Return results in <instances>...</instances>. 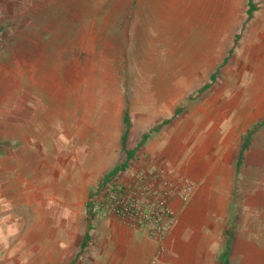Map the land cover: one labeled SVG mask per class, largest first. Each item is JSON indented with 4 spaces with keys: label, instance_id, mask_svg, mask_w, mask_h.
<instances>
[{
    "label": "rangeland",
    "instance_id": "rangeland-1",
    "mask_svg": "<svg viewBox=\"0 0 264 264\" xmlns=\"http://www.w3.org/2000/svg\"><path fill=\"white\" fill-rule=\"evenodd\" d=\"M247 2L0 0V134L9 140L0 144V264H117L150 236L112 215L118 185L156 167L180 198L191 160L206 177L251 146L264 129V0L252 19ZM131 49L138 62L127 61ZM21 94L37 113L32 148L13 137ZM128 153L127 168L104 183ZM88 210L90 243L79 253ZM236 212L228 231L253 213Z\"/></svg>",
    "mask_w": 264,
    "mask_h": 264
},
{
    "label": "crops",
    "instance_id": "crops-1",
    "mask_svg": "<svg viewBox=\"0 0 264 264\" xmlns=\"http://www.w3.org/2000/svg\"><path fill=\"white\" fill-rule=\"evenodd\" d=\"M43 28L46 29V27ZM127 56L128 62H138L135 60L134 49L129 50ZM80 60L77 61L87 62ZM66 61L70 62L67 58ZM150 62H163V57L161 55L157 59H150ZM41 82L45 84L44 80ZM19 99V103L17 102L15 106L17 113L13 136L15 146L32 148L38 138L37 113L30 108L28 111L22 106L23 99L27 102L28 97L24 96L22 99L21 94ZM44 114L46 120L47 111ZM52 120L51 114L49 128L51 137H53L54 126ZM45 129L47 137L46 125ZM263 130L260 129L251 139V146L249 144L250 147L245 146L244 153L230 160L228 165L223 163L222 167L215 166V169H211L212 171L211 166H207L204 172L206 177L198 170V161L195 159L190 161L189 180L193 184L191 196L185 202L177 196L174 197L172 201L174 215L170 220V230L166 240L161 243L164 245V251L161 255L157 254V261L153 264H264ZM43 134L41 133V137ZM6 136V132L0 134V144L9 141ZM174 155V167L177 171V147L174 149ZM16 159L17 162L25 161L22 154ZM239 165H243L240 171ZM209 172H213L211 178L208 176ZM20 173H23L21 165ZM251 194L259 196L257 202L261 205L256 204L251 198H247V202L241 199L242 196ZM236 210H247L253 213L248 218L235 215L237 218L235 228L228 231L229 218ZM246 219L250 220L248 225L252 228L245 227ZM2 227L4 226L0 225V234L5 233ZM243 229L248 232L243 234ZM143 237L145 245L140 243L134 246L123 259L117 256L115 263L143 264L147 257H152L160 242L149 235ZM110 263L113 264L112 261Z\"/></svg>",
    "mask_w": 264,
    "mask_h": 264
},
{
    "label": "built area",
    "instance_id": "built-area-1",
    "mask_svg": "<svg viewBox=\"0 0 264 264\" xmlns=\"http://www.w3.org/2000/svg\"><path fill=\"white\" fill-rule=\"evenodd\" d=\"M146 171L125 187L117 186L110 211L122 224L147 230L152 238L162 243L167 238L174 215L172 198L177 182L169 181L156 167ZM178 189L180 198L188 200L193 184L188 178L181 182ZM160 251L158 255L164 251V245H161ZM156 259L151 263H155Z\"/></svg>",
    "mask_w": 264,
    "mask_h": 264
},
{
    "label": "trees",
    "instance_id": "trees-1",
    "mask_svg": "<svg viewBox=\"0 0 264 264\" xmlns=\"http://www.w3.org/2000/svg\"><path fill=\"white\" fill-rule=\"evenodd\" d=\"M247 4H248L247 5L248 6L247 7V16H248L247 19H252L253 16H254L253 12L255 10H257L259 7H258L257 3L255 2V0H248ZM239 35L240 34L236 35L235 42L238 39ZM205 87H207V86H205ZM124 120H125V123H127L126 117L124 118ZM145 135L147 137V134H145ZM146 137H143V140L146 139ZM126 140H127V132H125V134L123 136V141H122V145H123V148L124 149H126ZM9 143L10 142H7V144H9ZM130 151L131 150H129V152ZM131 158H132V155L130 153H128V156H127L126 161L123 164H121V165L116 166L115 168H113L112 171H110L107 174V176L105 177L104 183L105 182L107 183V181L110 180L113 176H115L120 170H123V169L127 168L128 163H129V161H130ZM86 218H87V222H86V227H85V231H84V235H83V240H82V242L80 244V252L79 253L83 252L87 248L88 244L90 243V237H91L90 230L92 228V219H93V212H92V210H88V212L86 214Z\"/></svg>",
    "mask_w": 264,
    "mask_h": 264
}]
</instances>
